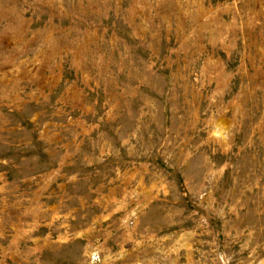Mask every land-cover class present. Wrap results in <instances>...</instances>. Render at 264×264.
Masks as SVG:
<instances>
[{
  "label": "rangeland",
  "instance_id": "obj_1",
  "mask_svg": "<svg viewBox=\"0 0 264 264\" xmlns=\"http://www.w3.org/2000/svg\"><path fill=\"white\" fill-rule=\"evenodd\" d=\"M0 264H264V0H0Z\"/></svg>",
  "mask_w": 264,
  "mask_h": 264
}]
</instances>
